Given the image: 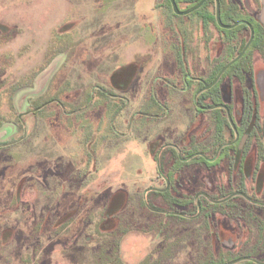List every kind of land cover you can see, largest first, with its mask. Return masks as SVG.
Masks as SVG:
<instances>
[{"label":"rangeland","instance_id":"obj_1","mask_svg":"<svg viewBox=\"0 0 264 264\" xmlns=\"http://www.w3.org/2000/svg\"><path fill=\"white\" fill-rule=\"evenodd\" d=\"M199 18L167 0H0V264L264 263L247 203H210L239 169L253 190L248 154L225 148L207 173L179 163L229 139L171 89L228 62L214 19ZM248 60L264 69V55ZM124 66L126 86L124 73L112 81ZM217 86L235 107L238 82Z\"/></svg>","mask_w":264,"mask_h":264},{"label":"flooded vegetation","instance_id":"obj_2","mask_svg":"<svg viewBox=\"0 0 264 264\" xmlns=\"http://www.w3.org/2000/svg\"><path fill=\"white\" fill-rule=\"evenodd\" d=\"M211 1L212 0H206L202 4L200 7L202 12L199 19L202 22L205 21L206 24L210 22L211 19H214L215 27L223 42L225 41L226 43L228 41L231 46L230 50L227 48L226 53L224 52L225 55L229 56L228 62L224 63L218 71L210 75L212 78H210L208 83L198 78L187 79L188 77H184L183 82L185 85H183V88L178 90V88L172 84L171 89L186 96L185 98H187L192 108V112L189 113L192 118L196 115L197 117L200 116L199 114L209 115L212 120H215L214 126L218 127L221 134L224 135L227 133L229 139L217 145L214 151L212 147L210 151H192L184 159H181L179 156L178 159L179 163L185 165L189 164L190 167L196 165L202 172L207 173V168H212V166L215 165L216 159L225 151V148L231 151L235 147V151L241 153L242 160H244L248 154V181L249 184L252 183L253 190L246 192L245 173L239 169L236 174V177L238 176L237 188L222 199L215 201L211 200L210 203L220 206L227 203L230 199H238L247 203L251 216H256V219H253L252 226L255 227L257 234L263 231L261 236L264 238V202L261 201V199L264 200V126L261 124L262 112L264 113V108L262 111V104H264V69L256 74L255 70H253V66L250 65L248 60V56L264 55V24L257 15L253 14L257 6L258 12L263 6L260 0H248V5L244 7L240 5V0H213L215 4V14L214 17H212L205 15V13H207L208 4H210ZM217 7L218 19L216 16ZM191 14L184 15L183 17ZM245 32L248 34L246 39L243 37ZM175 60L177 59L175 58ZM232 61L234 62L219 75L224 67ZM227 74L229 77H233L240 85V88H242L240 99L238 103L234 105L235 107L231 105L233 100L223 103L222 99L224 97L219 94L216 96L213 95V92L217 90L216 88L218 87L217 85L220 79ZM127 79V76H124V80L121 83L124 85ZM190 82L197 86L193 91ZM126 85L127 84L124 86ZM151 96L157 103L158 101L156 98L158 95L156 97L154 92ZM234 115L237 116L235 121L233 120ZM151 117H153V115H151ZM221 141H224V139ZM252 147L254 151L251 150ZM189 148L192 147L190 146ZM172 149H175V147ZM230 156L227 157L224 155L222 159L226 157L228 166L232 167L235 165V161ZM158 164L160 166V159H158ZM241 164L242 161H238L237 167ZM167 189L168 182H166L164 189H150L149 193L160 196L164 195ZM198 197L208 200L206 193H200ZM204 204L206 203L204 202ZM196 206L199 208V203H197ZM236 210L240 212L239 207ZM257 241L253 242V246L260 245ZM254 262L264 264L258 261Z\"/></svg>","mask_w":264,"mask_h":264},{"label":"water","instance_id":"obj_3","mask_svg":"<svg viewBox=\"0 0 264 264\" xmlns=\"http://www.w3.org/2000/svg\"><path fill=\"white\" fill-rule=\"evenodd\" d=\"M206 0H201L197 5H195L194 7H192L191 9L185 11V12H180L175 1L174 0H169L170 2V5L172 7V10H173V13L176 14V15H180V16H184V15H188V14H191L193 12H195L196 10H198L202 4L205 2ZM261 3H262V13H261V16H260V20L261 22L264 24V0H261ZM216 4H217V1H216ZM216 16H217V19H218V7L216 8ZM239 58V57H238ZM236 60V59H235ZM234 60V61H235ZM234 61H232L231 63H229L227 66L224 67V69L219 73V75L230 65L232 64ZM218 75V76H219ZM239 260L237 261H234L233 263H236L238 262ZM233 263H229V264H233Z\"/></svg>","mask_w":264,"mask_h":264},{"label":"trees","instance_id":"obj_4","mask_svg":"<svg viewBox=\"0 0 264 264\" xmlns=\"http://www.w3.org/2000/svg\"><path fill=\"white\" fill-rule=\"evenodd\" d=\"M168 1V0H167ZM175 1V3L176 2H178V1H180V0H174ZM183 3H186V4H194V5H196L200 0H181ZM169 3V2H168ZM193 5V6H194ZM201 12H202V9L200 8V9H198V10H196L193 14H195V15H200L201 14ZM122 73H124V75H125V77L127 76V78L129 79V77L130 76H128V74H131V71H130V69L128 68V66H124V67H121L119 70H117L115 73H113V75H112V81H115L116 82V80H117V78L122 74ZM122 84V83H121ZM121 84H119V85H121ZM15 89H17V88H15ZM219 264H222L221 262L219 263Z\"/></svg>","mask_w":264,"mask_h":264}]
</instances>
